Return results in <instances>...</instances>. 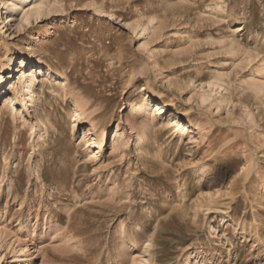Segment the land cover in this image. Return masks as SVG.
<instances>
[{"label":"rangeland","instance_id":"obj_1","mask_svg":"<svg viewBox=\"0 0 264 264\" xmlns=\"http://www.w3.org/2000/svg\"><path fill=\"white\" fill-rule=\"evenodd\" d=\"M45 2L44 15L16 13L0 29V61L17 57L0 85L7 243L21 237L16 250L29 246L34 264H182L198 246L206 250L192 264H264V95L249 80L264 58V0ZM148 18L139 38L136 23ZM23 74L39 78L37 111L15 95ZM151 89L188 129L147 104ZM77 96L90 115L77 117ZM37 121L48 133L33 158ZM92 123L105 131L100 151L93 131L81 136ZM115 124L124 149L112 146ZM27 216H53L54 226H38L42 239L20 235ZM8 250L0 264H17Z\"/></svg>","mask_w":264,"mask_h":264},{"label":"bare ground","instance_id":"obj_2","mask_svg":"<svg viewBox=\"0 0 264 264\" xmlns=\"http://www.w3.org/2000/svg\"><path fill=\"white\" fill-rule=\"evenodd\" d=\"M47 5L48 4L45 2V0H39L37 3H35V0H0V24H1V28L0 29H3L6 24L9 25L10 24V17H13V15H15L16 13L18 14V13L22 12L23 15L26 16V17L28 15H31V14L36 15V16L44 15L46 13L44 7L47 6ZM146 22H147V25L146 26H142V25H140V23H136V27L137 26H140L141 27L140 31H138L136 33V34L139 35V38H142L143 35L145 34V31L148 29V27L150 25H152V19L151 18H148ZM158 31L153 32L152 35L153 34L156 35L158 33ZM146 46H147V43L146 42H144V43L141 44V47H142L143 50L146 48ZM22 53H23V51H22ZM23 56H24L25 59L32 60L31 58H32L33 54L27 55L25 53V54H23ZM151 56H152V58L154 60L155 65L158 67V69L160 71L161 70V67L159 65L158 60L156 59L155 53L154 52H151ZM16 58L17 57H15L14 54H10L9 53V54H7L3 58V60L0 61V85L4 81H6L10 77V75L13 73L14 66H15V63H16ZM252 60H254V59H252ZM47 71H48V69H47ZM263 74H264V58H262V60H260V62L258 63V67L256 69V75H253V78L251 77V79H249V80H251L253 82L251 84H253V86L257 87L258 91L261 92V93H263V95H264V80L262 82H259L260 79L257 78V77H262V79H264ZM55 76H56L55 78L53 77L54 80L64 79V76H62L61 73H57ZM21 81H24V86H23V89L24 90H22V89L19 90L17 87H15L14 88V92H15L16 97L24 105H27V102H29L30 103V106L33 108V110L34 111H37V109H36V107H37V92H36V90H37V86H39V82H40L39 81V78L37 77L36 74H33L32 77H31V79L26 80L25 79V74H23L21 76V79H20V82ZM66 88H67V86H66ZM64 89H65V85H64V88H63L62 91H64ZM49 91L51 93H53L54 95H58L59 94V90L58 89H50ZM138 92L140 93L141 91L138 89L137 90V93ZM142 94L145 96V98H148L149 99V101L147 102V104H152L153 107L156 108V110H158L159 112L166 111V110L170 111L169 119H171V120L173 119L177 124H179L182 127V129L186 130V129H188L190 127V125L188 123H184V122H182L180 120L179 115L177 114V112L174 109L170 108L167 105V103H165L164 101L158 99V97L156 96V94L153 91V89H151L148 92H143ZM1 96H3V94ZM206 97H208V96H206ZM13 99L14 98H10L9 99V101H10V103L12 105V111H11L12 113L11 114H12V116H14V115L16 116L17 114H21V113H20V111L15 110L14 102H12ZM74 101H75L74 108L76 109V110L75 109L74 110H75V113H77L76 114L77 117L80 118L81 117V114H84V115L87 114V116L90 115V113L89 114L88 113H85L86 112L84 110L85 103H84L83 98H80V97L77 96V97H75ZM131 106L133 107V105H131ZM92 111H91V113H92ZM78 112H80V113H78ZM150 117H152V116H150ZM92 124H91L90 128L88 127V129H85V130L83 129L84 131L82 132L83 134L81 136L82 137L84 135L86 136V134L87 135L89 134V133H87L88 131H90V132L93 131L92 134L90 135L91 138H89L90 139L89 143L92 146L98 147V151H100V150L103 149V146H104L105 131L103 130L102 132H97V130H95V128H96L95 123H92ZM40 125L41 124L39 123V121H37V122H31V125H30V129L32 131L31 134H32V141H33V143L31 145V151H30V154L29 155H31V157H33V158H37L36 156L38 154H40L41 148H43V145L45 144V138H46L47 133H48V131H46V132L41 131ZM127 132H129V131H127ZM114 134L117 135L118 137L115 138V141L113 142L114 144H112V146L116 147L117 149H119V148L120 149H124L126 147V145H128V143H129L127 139H123L122 138V136L124 134H127L126 133V130L123 129V128H121L119 126V124H115L114 125ZM129 134H128V136H129ZM86 140H87V138H86ZM143 142H144V136H143V134H139L136 137V143L134 145V151L135 152H137V153L139 152L140 147L143 144ZM37 166L35 167L36 173L39 172V170L37 169ZM263 181L264 180L261 177L256 182H257V184L264 186ZM263 190H264V188H263ZM51 195L52 194H50L49 196H51ZM52 218H53V216L52 217H47V218H44L43 220H41V217L39 218L38 216H36L34 218H30L29 216L24 217V219H23L24 221H22V222L19 221L18 223H16V225H18V229L16 230V232H19L20 235H23L24 233H26L27 235H29L31 233L33 236H36V237L38 235H41L40 238L42 239L43 237H45V235H43L42 232L39 233L37 231L38 228H39L38 226L40 224H42L43 226H45V229L47 227L49 228V227L54 226V221L52 220ZM122 225H124V224L122 223L121 226H119V228L116 227V229H115L114 232L117 233V232L123 231V226ZM6 235H7L6 234V231L4 229L0 228V251L2 250L1 252H3V251H7L8 249H11V253H12V250L13 251H16V253H15L16 254L15 255L16 257L14 258V261L17 264H19L20 261L27 260V258H29V257L32 258L29 264H34V262H33V260L35 259V255L33 254L34 251H33V253H31V250L32 249H30L29 246L20 247L18 249V251L16 250L17 247H15V246H19L20 243H23V242H21L22 241L21 240V237H19L17 235H11L12 238H14V239L11 240V241L9 240L10 242L7 243V241H6ZM19 238H20V240H19ZM205 250L206 249L204 247H202V246H198V247L192 249V251L189 253V255H187L186 257H184V259L182 260L181 263L182 264H192L193 263L192 260L195 261L197 259V257H199L200 254L205 253ZM2 254H1L2 255L1 256V261L4 259V256L6 255V253L5 254L2 253ZM140 264H143V263L141 262Z\"/></svg>","mask_w":264,"mask_h":264}]
</instances>
